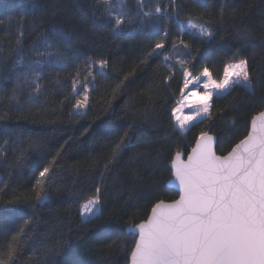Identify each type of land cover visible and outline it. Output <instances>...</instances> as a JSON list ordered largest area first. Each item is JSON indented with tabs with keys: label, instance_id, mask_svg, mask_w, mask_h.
<instances>
[{
	"label": "trees",
	"instance_id": "1",
	"mask_svg": "<svg viewBox=\"0 0 264 264\" xmlns=\"http://www.w3.org/2000/svg\"><path fill=\"white\" fill-rule=\"evenodd\" d=\"M108 2L111 17L104 0H0V264H129L126 228L179 196L174 156L204 132L228 154L264 110V0ZM240 59L248 85L180 132L183 71L220 81ZM93 198L99 218L84 219Z\"/></svg>",
	"mask_w": 264,
	"mask_h": 264
},
{
	"label": "snow or ice",
	"instance_id": "2",
	"mask_svg": "<svg viewBox=\"0 0 264 264\" xmlns=\"http://www.w3.org/2000/svg\"><path fill=\"white\" fill-rule=\"evenodd\" d=\"M104 8L111 17L108 0H104ZM160 11L158 7L156 12ZM114 23L118 27L123 21L118 18ZM189 27L205 38L211 36L203 28ZM164 47V43H156L149 55L163 56ZM186 58L191 59L190 53ZM183 76L182 95L171 113L181 131L201 114L177 116L185 107L192 108L193 98L207 114L213 99L211 90L221 95L235 84L249 83L245 59L226 65L219 82L207 67L199 76L187 70ZM81 106L77 101L76 107ZM172 167L182 195L172 203L159 201L148 219L135 226L139 239L131 254L132 264H264V113L252 121L247 136L227 156L213 151V137L204 132L187 155V162L177 153ZM48 172L44 167L39 176ZM97 204L95 199L84 207L92 212Z\"/></svg>",
	"mask_w": 264,
	"mask_h": 264
},
{
	"label": "rangeland",
	"instance_id": "3",
	"mask_svg": "<svg viewBox=\"0 0 264 264\" xmlns=\"http://www.w3.org/2000/svg\"><path fill=\"white\" fill-rule=\"evenodd\" d=\"M189 25H195V26H197V27H199V28H203V29H205V30L208 31L207 28H204V27H202V26H200V25H197V24H195V23H189L188 26H187L186 28H187L188 30L192 31L193 33H195L196 35H201V34H200L198 31H196V29H194V28H190ZM208 32H209V31H208ZM232 64H234V63H232ZM192 76H194V75H192ZM197 76H199V75H197ZM201 79H202V80H206V78H204V77H201ZM234 79H235V78H234ZM218 82H219V81H218ZM240 84L245 85L244 83H240ZM235 85H237V84H235ZM231 88H232V87H231ZM231 88H229V89H231ZM229 89H228V90H229ZM211 91H213V98H214L215 96H219V95L216 94L215 90H211ZM223 94H224V93H223ZM221 95H222V94H221ZM85 97H86L85 94H81L80 97L78 98V101L81 102V105H82V106L79 107V108L75 107V111H76V112H81V111H83V110L85 109V108H84V107H85V103H86ZM210 104H211V101H210ZM197 111H199L201 114H200L199 116H197L196 119L193 120L189 125H186L184 131H181V129H180V127H179V123H178V121L174 118V119H175V125H176V128H177L180 132L183 133V132H185V131L189 128V126H190L191 124H193L194 122H196V121H198V120H200V119H202V118L207 117V115H208L209 112H208L207 114H204V113L202 112V105H201L200 103H197V98H193V99H192V108H187V107H185L181 112L177 113V116L181 117V119H182L184 115H191V114H193V113H195V112H197ZM95 199H96V198H93V199L87 201L86 203H84V204L82 205V207H81V215H82V217H83L84 219H88V218L94 217V216H96V215L99 214L100 210H99V206H98V204H97V205H94V206L92 207V212H88V211L85 209V207H84V206H85L86 204H88L90 201L95 200ZM92 213H95L96 215H93Z\"/></svg>",
	"mask_w": 264,
	"mask_h": 264
},
{
	"label": "water",
	"instance_id": "4",
	"mask_svg": "<svg viewBox=\"0 0 264 264\" xmlns=\"http://www.w3.org/2000/svg\"><path fill=\"white\" fill-rule=\"evenodd\" d=\"M261 113H264V110H263L262 112H260L259 114L255 115V116L253 117V119L251 120V123H250L249 131L251 130L252 121H253L254 119H256L257 117H259ZM256 122H257V125H259L260 120L257 119ZM206 133H207L209 136H212V137H213V151L216 153L217 139H216L215 136L209 134L208 132H206ZM199 137H200V136H199ZM199 137L196 139V141H195L193 147L196 146V142H197V140L199 139ZM193 147H192V148H193ZM234 147H235V146H234ZM234 147H233V148H234ZM192 148H191V149H192ZM233 148H232V149H233ZM232 149H231V151H232ZM231 151H230V152H231ZM190 153H191V150H190V152H189L188 154H190ZM188 154H187V155H188ZM216 154H217V153H216ZM187 155H186V157H184L183 154H180V160L186 163V162H187ZM217 155H218V154H217ZM227 155H228V154H226V155H224V156H227ZM175 157H176V155L174 156V158L172 159V161L169 163V166H170L171 171H172V177H171V179L169 180V182H168L167 185H168V187H170V188H172V189H174V190H176V191L178 192L179 196H178V198H177L176 200H179V199H180V196L182 195V190H181V187H180V185H179V182L176 181L175 178H174V168L172 167V162H173V160L175 159ZM176 200H174V201H176ZM174 201H170V202H166V201H164V202H165V203H172V202H174ZM154 206H155V205H154ZM154 206H153V207H154ZM151 212H152V209H151ZM151 212H150L149 216L151 215ZM149 216H148V217H149ZM148 217H147V219H148ZM147 219H146V220H147ZM146 220H144V221H142V222H145ZM140 223H141V222H140ZM135 226H136V225H133V224L129 225V226L126 228V232H127V233H132L133 235H135V236H136V241H137V240L139 239V237H138V234H137L138 230L135 229ZM136 241H135V244H136ZM134 249H135V245H134V248H133L132 252L134 251ZM132 252H131V254H132ZM129 264H132V256H131V255H130V258H129Z\"/></svg>",
	"mask_w": 264,
	"mask_h": 264
}]
</instances>
